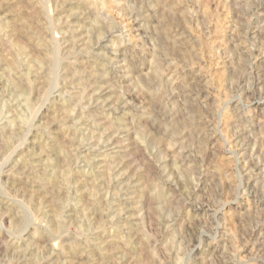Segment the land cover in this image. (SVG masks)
<instances>
[{
  "label": "rangeland",
  "instance_id": "374dc122",
  "mask_svg": "<svg viewBox=\"0 0 264 264\" xmlns=\"http://www.w3.org/2000/svg\"><path fill=\"white\" fill-rule=\"evenodd\" d=\"M111 213L101 264H264V0H0V264Z\"/></svg>",
  "mask_w": 264,
  "mask_h": 264
},
{
  "label": "bare ground",
  "instance_id": "6f19581e",
  "mask_svg": "<svg viewBox=\"0 0 264 264\" xmlns=\"http://www.w3.org/2000/svg\"><path fill=\"white\" fill-rule=\"evenodd\" d=\"M37 1V0H36ZM43 1H45V0H43ZM119 1V0H118ZM48 2V1H47ZM46 2V3H47ZM63 2V1H62ZM92 2H94V1H92ZM91 2V3H92ZM53 3V2H52ZM83 4H84V2H82ZM36 4V3H35ZM50 4V3H49ZM87 3H85V5H86ZM51 5V4H50ZM45 6V5H44ZM47 6H48V4H47ZM90 6V5H89ZM92 7V6H91ZM84 8V7H83ZM93 8V7H92ZM45 9H47V8H45ZM88 9V8H87ZM97 9H99V7L97 8ZM52 10V9H51ZM74 10V9H73ZM79 10V9H78ZM101 10V9H100ZM133 10V9H132ZM37 11V10H36ZM35 11V12H36ZM45 11H47V10H45ZM84 11V10H83ZM97 11V10H96ZM42 12V11H41ZM71 12V11H70ZM98 13H99V10L97 11ZM96 12V13H97ZM46 13V12H45ZM44 13V14H45ZM74 13V12H73ZM97 13V14H98ZM132 13V12H131ZM53 14V13H52ZM75 14V13H74ZM95 14V13H94ZM47 16L46 17H48V19L50 20V19H52L53 18V15H51V12H49V13H47L46 14ZM45 16V15H44ZM93 16H95V15H93ZM130 17V16H129ZM76 18V17H75ZM86 18V17H85ZM58 19V18H57ZM67 19V18H66ZM134 19V18H133ZM77 21V20H76ZM86 21V20H85ZM90 21V20H89ZM39 22V21H38ZM55 22V21H54ZM84 22V21H83ZM34 23V22H33ZM42 23V22H41ZM49 23V22H48ZM51 23H53V22H50L49 24H51ZM60 23V22H59ZM59 23H58V25H59ZM31 24V23H30ZM48 24V25H49ZM108 24V23H107ZM38 25V24H37ZM53 25V24H52ZM52 25H50V26H52ZM57 25V26H58ZM67 25V24H66ZM54 26V25H53ZM52 26V27H53ZM56 26V25H55ZM98 26V25H97ZM46 28V27H45ZM95 28H96V26H95ZM39 29V28H38ZM98 29V28H97ZM53 30H55V27H54V29ZM82 30V29H81ZM95 30V29H94ZM101 30V29H100ZM108 30V29H107ZM52 31V30H51ZM62 31V30H61ZM102 32V31H101ZM60 32H57V33H55V34H59ZM61 34H63V33H61ZM109 34V33H108ZM112 34V33H111ZM26 35V34H25ZM36 35V34H35ZM42 36V35H41ZM98 37V36H97ZM33 38V37H32ZM99 38H100V36H99ZM98 38V39H99ZM104 38H106V36H102V38H100V39H104ZM29 39V38H28ZM31 39V38H30ZM45 39V38H44ZM54 39H56L55 41H53V42H55L54 43V45L53 46H55L54 48H55V54L57 55L58 54V51H59V53H62L63 51H62V49H61V46H62V44L63 43H60L62 40H60L59 38H57V36H55V38ZM101 41V40H100ZM118 41V40H117ZM66 44V43H65ZM103 45V44H102ZM49 46V45H48ZM102 47V46H101ZM50 49V48H49ZM98 49V48H97ZM101 49V48H100ZM103 49V48H102ZM32 50V49H31ZM64 50V49H63ZM65 54V53H64ZM69 54V53H68ZM30 55V54H29ZM29 55H27V56H29ZM59 55V54H58ZM61 55V54H60ZM59 55V56H60ZM42 56V55H41ZM52 57V56H51ZM259 57V56H258ZM71 58V57H70ZM54 59V58H53ZM56 59H57V57H56ZM69 59V58H68ZM38 60V59H37ZM44 61V60H43ZM49 65V64H48ZM64 67V66H63ZM67 67V66H66ZM54 68H55V66H54ZM57 68H59V67H57ZM253 69V68H252ZM50 70V69H49ZM59 71V70H58ZM60 72V71H59ZM77 74V73H76ZM54 75V74H53ZM65 75V74H64ZM48 76V75H47ZM61 76V75H60ZM64 77V76H63ZM58 79H59V76H58ZM57 79V80H58ZM65 83V82H64ZM65 88V87H64ZM55 89V88H54ZM63 89V88H62ZM49 90V89H48ZM67 90V89H66ZM51 92H52V90H51ZM50 92V93H51ZM60 92V91H59ZM54 93V92H53ZM69 94V93H68ZM97 95V94H96ZM54 96V95H53ZM10 148V147H9ZM15 149V148H14ZM13 150V149H12ZM60 169H61V167H59ZM56 169V168H55ZM57 170H58V168H57ZM62 170V169H61ZM54 171V170H53ZM59 171V170H58ZM70 172V170L69 169H65V170H63L62 172H60L61 174H62V176L64 175H66V174H68ZM66 173V174H65ZM63 176V177H64ZM67 177V176H66ZM71 178V177H70ZM68 181H70V180H68ZM62 183V182H61ZM69 183V182H68ZM51 184V183H50ZM63 184H65L64 182H63ZM107 184V183H106ZM61 185V184H60ZM59 185V186H60ZM67 185V184H66ZM69 185V184H68ZM100 186V185H99ZM107 186V185H106ZM65 187H67V186H65ZM64 187V188H65ZM94 187V186H93ZM95 187H96V185H95ZM42 188V187H41ZM60 188V187H59ZM63 188V189H64ZM89 188V187H88ZM32 189V188H31ZM40 189V188H39ZM46 189V188H45ZM62 189V190H63ZM67 189V188H66ZM92 189H94V188H92ZM65 190V189H64ZM88 190V189H87ZM91 190V189H90ZM100 190H101V188H100ZM37 191V190H36ZM42 190H40V192H41ZM47 191H49V190H47ZM81 191V190H80ZM89 191V190H88ZM15 192V191H14ZM35 192V191H34ZM111 192V191H110ZM29 193V192H28ZM27 193V194H28ZM30 193H31V190H30ZM39 193V192H38ZM42 193V192H41ZM47 193V192H46ZM91 193H93V192H91ZM90 193V195H88V200L87 201H89L90 203V205L92 206L93 204H96L97 202H96V199H95V197L93 196L94 194H91ZM96 193V192H95ZM159 193V192H158ZM65 195V194H64ZM29 196V200H28V204L31 202V201H33V193L32 194H30V195H28ZM42 196H43V194H42ZM40 197H41V195H40ZM46 197L44 196V199H45ZM50 198V197H49ZM60 198V197H59ZM98 198V197H97ZM32 199V200H31ZM51 200L53 199V198H50ZM63 199V198H62ZM35 200V199H34ZM41 200H42V198H41ZM51 200H47V201H51ZM37 201V200H36ZM55 201V200H54ZM65 201V200H64ZM111 201V200H110ZM57 202H60V201H58V199H57ZM32 203V202H31ZM30 203V204H31ZM51 203V202H50ZM63 202L61 201V205H63L62 204ZM162 203V202H161ZM33 204V203H32ZM38 204V203H37ZM40 205H39V207H37L36 205H35V207H37V211L40 213V216H42V218H44L45 219V222H47V223H49L48 221H46V219H48V217L46 216V214L48 213H43V204H45L44 202H42V203H39ZM57 204V203H56ZM53 205V203H52V211H53V213L52 214H54L52 217H51V219H53V221L55 222V225L53 226V224H52V226H53V230H55L56 232H57V230H59L60 229V223H62V222H60L59 223V221H61V220H56V210L57 209H59L58 207V205ZM88 204V205H89ZM49 205H51V204H49L48 203V206ZM85 206H87V204L85 205ZM85 206H83L82 207V213H85V216H87L88 215V213H87V210L88 209H86L85 208ZM122 206V205H121ZM120 206V207H121ZM50 207V206H49ZM57 207V208H56ZM90 207V206H89ZM54 208H56V209H54ZM61 209V208H60ZM109 209V208H108ZM55 210V211H54ZM110 211V210H109ZM118 211H120L119 209H118ZM108 212V211H107ZM121 212H124V211H122L121 210ZM114 213H116V211L114 210ZM112 214L111 213V215H113V216H110L111 218L109 219V220H107V222L109 223L108 225V229L107 230H105L104 228V230H100V228H102V227H104L103 226V224L105 223V224H107L104 220H102V218L101 217H99V218H97V219H93L94 220V222H95V225H96V240H95V244H94V251H92V253L91 252H89V253H86L87 254V256H86V254H84L85 255V257L87 258V260H90V259H92V256H94L95 257V260L99 263V264H101V262L102 261H104V260H106L107 258H110V259H112V260H114V262H116V260H118V257L119 256H117V255H122L123 253H122V251L121 252H117V249H119L118 248V246L116 247L115 246V248H113L112 250H115L116 251V253L114 252L113 254H110L109 256L107 255V250H105V241H107V239H105L104 237H106V236H111L110 234H114L115 233V231H117V233H118V236H119V234L120 235H123L122 233H123V231H119L118 232V229H120V224L119 223H121L122 221H121V219L122 218H124L125 219V217L123 216L122 218L120 217V215L119 216H116L115 214ZM125 213V212H124ZM91 215V214H90ZM102 216V215H101ZM92 217V216H91ZM106 217H109V216H106ZM106 217H104V218H106ZM127 218V217H126ZM43 219V220H44ZM50 219V221L51 222H53L52 220ZM86 219V218H85ZM106 220V219H105ZM57 221V222H56ZM89 221H91L90 219H89ZM123 222H124V220H123ZM126 222V221H125ZM124 222V223H125ZM123 224V223H122ZM126 224V223H125ZM124 224V225H125ZM107 226V225H106ZM126 226V225H125ZM61 228H62V226H61ZM124 228V227H123ZM128 229V228H127ZM52 230V231H53ZM35 231H36V229H35ZM60 231V230H59ZM109 231V232H108ZM130 231V230H129ZM34 232V231H33ZM55 232V233H56ZM64 232V231H63ZM131 232V231H130ZM54 233V234H55ZM57 233H59V232H57ZM55 234V235H58V234ZM62 233V232H61ZM134 233V232H133ZM114 237H115V235H113ZM113 236H111L110 238L112 239V237ZM125 236V235H124ZM4 237V236H3ZM108 238V237H107ZM110 238H108L110 241H111V239ZM116 238V237H115ZM129 238V237H128ZM102 239H105V241H103ZM116 239H118V237L116 238ZM120 239V238H119ZM132 239V238H131ZM55 240V241H54ZM115 240V239H114ZM48 241V240H47ZM53 241L55 242V243H53V246L51 245H49V247H47V246H45L44 247V250H43V253L44 252H46V253H52L53 251L55 252L56 251V253H58V255H64V253H66V248H65V246H63V241L64 240H62V238L60 237V236H57V237H54V239H53ZM67 241V240H66ZM119 241V240H118ZM120 241L121 242H123V244H124V247H126V246H128L129 244H128V242H127V240H125L124 239V237H121V239H120ZM44 242V241H43ZM46 242V241H45ZM113 242V241H112ZM119 242H113V243H111V245H109V246H111V247H114L113 245H115V244H118ZM40 244H42V243H40ZM39 244V245H40ZM109 244V243H108ZM46 245V244H45ZM65 245V244H64ZM136 245H138V243L136 244ZM42 246V245H41ZM44 246V245H43ZM108 247V246H107ZM111 247H110V249H111ZM119 247H121V246H119ZM132 247V246H131ZM39 248H41V247H39ZM68 249H69V253H71L72 251V253H75V254H73V255H80L81 253V251H80V248H78L77 246H72V245H69L68 246ZM67 249V250H68ZM128 249V248H127ZM143 249V248H142ZM51 250V251H50ZM71 250V251H70ZM123 250V249H122ZM50 251V252H49ZM110 251V250H109ZM141 251V250H140ZM42 252V251H41ZM144 252V251H143ZM39 253H40V251H39ZM139 253V252H138ZM83 254V253H82ZM93 254V255H92ZM137 254V253H136ZM142 254V253H141ZM65 255H67V254H65ZM69 255H72V254H69ZM124 255V254H123ZM146 255V254H145ZM46 256V255H45ZM50 256H52V255H50ZM54 256V255H53ZM126 256V255H125ZM152 256V255H151ZM60 257V256H59ZM63 257V256H62ZM75 257V256H74ZM112 257V258H111ZM123 258H126V257H124L123 256ZM148 258V257H147ZM152 258V257H151ZM42 259H43V257H42ZM46 261H47V258L45 257L44 258ZM55 259V258H54ZM73 259V258H72ZM72 259H70V260H72ZM76 259V258H75ZM81 260L83 259L82 257L80 258ZM127 259V258H126ZM130 259V258H129ZM150 259V258H149ZM56 260V259H55ZM60 260V259H59ZM64 260V259H63ZM84 260H85V258H84ZM136 260V259H135ZM138 260V259H137ZM136 260V261H137ZM142 260V259H141ZM124 261V260H123ZM126 261V260H125ZM51 262V261H50ZM67 262V261H66ZM72 262V261H71ZM119 261H117V263H118ZM138 262V261H137ZM64 263V262H63ZM80 263V262H79ZM113 263V262H112ZM111 263V264H112ZM117 263H115V264H117ZM120 263V262H119ZM125 263V262H124ZM38 264V263H37ZM47 264V263H46ZM66 264V263H65ZM83 264V263H82ZM120 264H123V263H120ZM136 264V263H135ZM142 264V263H141ZM151 264V263H150Z\"/></svg>",
  "mask_w": 264,
  "mask_h": 264
}]
</instances>
